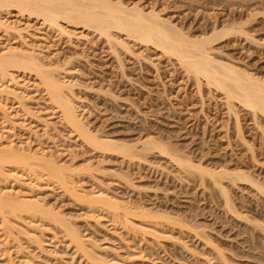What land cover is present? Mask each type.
I'll return each instance as SVG.
<instances>
[{
  "label": "rangeland",
  "instance_id": "obj_1",
  "mask_svg": "<svg viewBox=\"0 0 264 264\" xmlns=\"http://www.w3.org/2000/svg\"><path fill=\"white\" fill-rule=\"evenodd\" d=\"M123 2L128 6L139 3L146 11L154 8L191 36L237 23L241 31L217 37L212 54L264 80V0ZM11 18L24 27L31 25L37 35L35 43L47 45L45 53L64 66L59 75L75 84L78 113L92 134L135 145L138 151L148 149L141 143L153 138L198 166L189 170L191 166L184 167L155 148L132 157L91 148L51 108L42 87L28 82L29 74L17 72L21 81L31 84L28 100L21 104L8 99L15 122L10 125L1 114L0 132L15 146L48 152L57 163L76 168L71 181L79 191L102 189L121 201L122 211L117 214L127 211L128 216L122 217L105 209L91 210L45 176L40 182L30 180L37 182L32 194L45 199L47 207L76 227L93 256L112 264H264V194L257 190L264 187V114L239 103L233 105L236 109L228 106L224 94L208 87L205 80L198 83L174 57L125 35L119 39L128 48L118 44L115 48L114 41L82 27L70 26L75 33L70 37L43 29L41 19L16 12ZM42 34H47V41H40ZM7 35L0 31V49L8 43L24 46L18 34ZM199 165L241 172L251 182L223 174L220 181L230 209L221 187L205 172L202 175ZM24 217L11 216L15 230L28 227L30 234L10 237L5 255L0 250V264L94 262L76 250L69 236L49 218ZM32 232L44 240H32Z\"/></svg>",
  "mask_w": 264,
  "mask_h": 264
},
{
  "label": "bare ground",
  "instance_id": "obj_2",
  "mask_svg": "<svg viewBox=\"0 0 264 264\" xmlns=\"http://www.w3.org/2000/svg\"><path fill=\"white\" fill-rule=\"evenodd\" d=\"M14 12L23 17H34L37 18V20L41 19L43 29L45 28L46 30L48 27L47 29L49 30L58 31L62 35L66 34L70 37H73L75 34L69 29V27L73 25L97 32L98 35L105 37L108 42L114 41L115 48L117 47L116 44L128 48L126 42H124L125 40L119 39V35L121 34L125 35L128 39L131 38L134 41L153 46L166 55L174 57L184 69L188 70V73H193V75H195L194 77L198 79V83L201 82V80H205L208 87L212 86V88L216 89V92L219 91L224 94L228 106L235 108L233 105L239 103L255 113L261 112L264 114V80L253 76L250 72L248 73L232 63L220 61L212 54V44L217 37L219 38L221 34L223 36L229 31L233 33H235V31H241V27L236 25L237 23L223 27L220 30L218 27H214L211 33L191 36L176 24L163 18L154 8L146 11L139 3L128 6L123 0H0V31L4 32L6 35L16 33L23 39V44L25 43L24 46H15L14 44L8 43L6 45L4 44L0 49V115L2 114V120L4 118V121H11L10 125H12L11 123L14 124L15 121L11 117L12 112L9 111L10 108L7 101H11L8 99L15 98L18 99V102L23 104V101L26 99L28 100L29 95L27 96V89L31 87V84L29 86L27 81H21L18 78L19 75H17V72L27 73L30 76L28 82L32 81V85L42 87L40 88L41 90L43 89L44 94H46V99L50 103L51 108L59 111L66 125L70 127L72 131L76 132L77 137L84 143L90 145L91 148L104 150L103 152L115 151V153L117 152L120 155L123 154V156L127 155V157H132L135 154L138 156L142 152L146 153L147 150L155 148L160 153L171 156L173 161L179 162L178 164H185L184 167H187V165L188 167L191 166L189 170L197 169L198 167H196L195 164L193 165L190 159H182L173 151L174 149L172 150L167 144L153 138L143 140L141 143L143 149L145 147L148 149L145 148L146 150H142L140 148L141 151H138L135 145L109 137L103 136V138L97 136L98 134H92L78 113L73 96V87L75 84L71 79L67 80L64 76L61 78L62 75H59L61 74L60 70L63 69L64 66L61 67V64L54 62L55 60L52 61L53 59L49 56L50 53H45L49 50L47 45L40 46L35 43L37 41L33 36L35 37L37 35L31 31V25L24 27L22 24L18 23V21L16 22V20L11 18ZM40 29L41 28H38V30ZM43 34L40 36L41 42L47 39V34L45 36ZM46 58L47 60L44 61ZM201 85L200 83V86ZM4 127L6 128L7 126ZM13 143L14 142L9 139L8 135L5 136L3 135V131L2 133L0 132V224L2 226L0 230L3 231H0L2 232V234L0 233V250L7 251L8 247L10 248V246L7 245L9 244V238L16 239V233L30 234L29 231H26L28 227L25 229L23 227H21L23 229L18 227L19 230H15V225H13L14 221L12 222L13 218H11V216H26L29 219L46 217V219L49 218V220L56 223L65 235L69 236V240L74 243L76 250L83 253V256L87 255L89 261L92 259V261H94L92 263L95 264H109L110 261L107 263L104 257L102 259L99 257L100 255L93 256L94 253L92 254L91 251H89L91 249H88L85 243L86 240L84 241L82 236L78 233V230L75 229L76 227L74 228V226H71L72 223L70 224L68 222L69 220H66V217L61 218L63 216H60L59 213H57L58 211L54 212L52 206L51 208H49L50 206H46L47 203H44L45 199L41 200V197L39 199L32 194L37 188L36 185L35 188L33 184L37 182H33L32 184L30 180L38 179L40 182L39 179L45 176L44 178L48 179V181L56 183L63 189L65 188L71 191L70 193L73 194V197L78 198L76 199L79 200L78 202L87 203L89 208L95 211L100 208L105 209V211H111L114 214L120 213L122 209L121 201L115 200L106 192L101 191L102 189L96 192L79 191L76 188L77 184L74 186V183L71 181L73 176H76L74 175V172L77 173L76 168H74V170L72 166L57 163L53 160L52 155L51 157L50 154H46L48 152H38L39 150L33 151L30 146L25 149L24 145L19 144L20 147L18 145L15 146V143ZM22 146H24V148ZM193 166L194 168L191 169ZM202 166L199 165L200 168H198V170L200 172L201 170L203 171L201 172L202 175L205 172L204 174L209 175V177L221 187L220 189L225 197L226 204L228 208L231 209L230 199L227 190L224 189L221 183V177L224 175L225 177L226 175H231V178L229 176L228 178L232 179L233 176H235L233 180L237 179V177L241 180L245 179V181L250 179L241 174V172L232 173L225 169L214 170ZM88 167L86 169H90ZM26 176L29 177L27 178ZM7 180L9 185L6 184ZM260 186L257 190L259 189L262 191L261 194H264V187ZM32 188H34V190ZM34 194H36V192ZM119 215L120 214H117L116 216ZM125 215L128 216L127 211L123 212V216ZM126 218H124L125 222L127 221ZM128 222L130 221L128 220ZM31 225L34 224L31 223ZM31 229H33V227H31ZM19 235L21 236V234ZM32 235L33 236L30 237L32 240L33 238L35 241L38 240L36 241L37 243L44 240L39 241L40 237L37 236V239L33 232ZM13 236L15 238H13ZM17 239H19V237ZM89 244L90 242L88 245ZM4 251L2 255H5ZM86 260H88L87 257Z\"/></svg>",
  "mask_w": 264,
  "mask_h": 264
}]
</instances>
